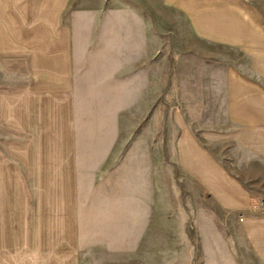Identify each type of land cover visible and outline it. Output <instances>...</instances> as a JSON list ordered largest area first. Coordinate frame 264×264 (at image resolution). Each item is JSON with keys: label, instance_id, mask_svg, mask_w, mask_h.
Listing matches in <instances>:
<instances>
[{"label": "rangeland", "instance_id": "obj_1", "mask_svg": "<svg viewBox=\"0 0 264 264\" xmlns=\"http://www.w3.org/2000/svg\"><path fill=\"white\" fill-rule=\"evenodd\" d=\"M188 39L182 17L161 8L159 0H64L59 8L46 0H0V86L15 88L8 95L12 116L62 112L69 120L48 128L73 134L62 137L69 151L61 154L60 137L43 136L33 144L34 137L0 134V191L27 193V200H15L16 207H36L38 196L30 193L40 188L38 170L30 168L47 166L48 194L57 176L77 177L72 207L79 211L80 239L88 242L94 264H211L220 251L227 264L232 241L244 251L236 224L231 219L221 224L214 216L176 152L174 114H197L203 97L199 74L191 70L198 60ZM61 54L71 56L73 104L62 110L44 104L41 111L39 98L66 100V89L45 91L48 78L35 63ZM218 74L211 71L208 80L216 82ZM39 87L44 96H37ZM209 101L204 114L214 117L217 109ZM42 124L35 129H44ZM60 155V166L38 163ZM29 159L36 161L29 166ZM45 203L67 207L69 201L48 197ZM209 216L216 219L217 233L209 229Z\"/></svg>", "mask_w": 264, "mask_h": 264}, {"label": "crops", "instance_id": "obj_2", "mask_svg": "<svg viewBox=\"0 0 264 264\" xmlns=\"http://www.w3.org/2000/svg\"><path fill=\"white\" fill-rule=\"evenodd\" d=\"M46 1L50 8H59L64 0ZM159 3L161 8L178 13L184 20L189 51L198 60V65L191 70L199 74L197 87L203 95L197 114L191 117L185 113L174 114L179 161L213 205L214 216L221 217V224L224 220L226 225L231 219L242 235L244 251L232 241L226 263L264 264V210L252 207L256 201H264V0H159ZM65 57L61 54L54 61L38 59V64L35 63L38 72L48 78L45 91L59 94L66 89L62 93L66 100L47 103L45 98H39L41 111L44 104H58L61 110L63 104H73L69 101L73 99L71 56ZM208 62L217 63L214 64L217 68ZM211 71L219 73L216 82L215 78L208 80L207 74ZM0 92L1 135L34 137L33 144L43 136L55 137L57 141L59 137L73 135L68 129L59 134L58 129L48 128L52 124L58 127V121L63 124L69 120L62 112L53 117L46 112L13 117L9 110L13 96L8 95L15 88L0 86ZM39 95L44 96L40 87ZM208 99H213L216 106L214 117L204 114L211 103ZM14 119L16 124L11 123ZM38 122L43 123L44 129H35L34 124ZM60 143L57 141L60 154L69 151L64 148L63 138ZM10 144L4 143L8 152ZM73 152L77 162V154ZM61 157L59 160L42 157L38 163L51 160L60 166ZM33 161L25 162L30 166ZM43 167L47 166L30 168L38 170L35 180L40 188L30 193L38 196L36 207H16L15 200H27V193L14 188L10 192L8 187L0 191V264H94L88 258V242L80 239L79 211L72 207V199L77 194L71 191L73 183H78L77 177L73 180L68 176L65 181V177L57 176L56 187L48 194L44 186L48 174ZM65 183L64 189L57 187ZM48 197L69 203L67 207L60 203L46 206ZM209 217V229L217 233L216 219ZM214 242L217 250V241ZM218 248L222 250L223 246ZM209 260L211 264H222L221 251Z\"/></svg>", "mask_w": 264, "mask_h": 264}, {"label": "built area", "instance_id": "obj_3", "mask_svg": "<svg viewBox=\"0 0 264 264\" xmlns=\"http://www.w3.org/2000/svg\"><path fill=\"white\" fill-rule=\"evenodd\" d=\"M252 207H253L254 209H257V208H258V210H259V209L264 210V201H260V202H258V203H254V204L252 205Z\"/></svg>", "mask_w": 264, "mask_h": 264}]
</instances>
